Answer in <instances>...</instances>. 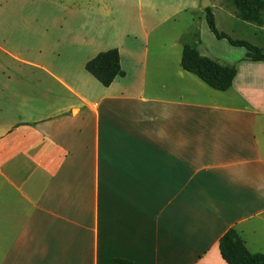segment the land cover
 <instances>
[{"label": "crops", "instance_id": "1", "mask_svg": "<svg viewBox=\"0 0 264 264\" xmlns=\"http://www.w3.org/2000/svg\"><path fill=\"white\" fill-rule=\"evenodd\" d=\"M139 18L51 61L0 45V264H226L229 229L264 255V62L214 90L182 69L186 35ZM110 49L103 87L84 66Z\"/></svg>", "mask_w": 264, "mask_h": 264}, {"label": "rangeland", "instance_id": "2", "mask_svg": "<svg viewBox=\"0 0 264 264\" xmlns=\"http://www.w3.org/2000/svg\"><path fill=\"white\" fill-rule=\"evenodd\" d=\"M210 3L219 32L232 40L264 45V10L263 25L258 26L237 17L233 0H210ZM204 11L201 0H142L141 9L125 0H0V45L42 47L51 61L62 45H79L85 39L96 50L101 47L98 37L118 40L124 31H139L142 13L149 29L164 22L158 33L166 39L165 46L169 38L179 33L186 35L185 41L200 53L221 64L233 65L243 60L244 48L233 47L225 39L217 40L210 33ZM259 27H263L262 31ZM156 38L159 37L149 39L150 52L162 50Z\"/></svg>", "mask_w": 264, "mask_h": 264}, {"label": "trees", "instance_id": "3", "mask_svg": "<svg viewBox=\"0 0 264 264\" xmlns=\"http://www.w3.org/2000/svg\"><path fill=\"white\" fill-rule=\"evenodd\" d=\"M237 17L250 24L262 26L264 0H233ZM205 21L210 33L217 40L225 39L233 47L246 50V59L251 62H264L262 50L245 41L232 40L227 34L219 32L214 23L210 8L205 9ZM181 67L197 76L206 85L217 91H226L236 75L233 65H225L200 53L191 43L184 42ZM85 70L103 87H108L114 79L122 75L117 49L99 52L86 62ZM218 250L226 264H264L263 254L249 253L242 239L234 229L226 231L219 240ZM110 264H136L128 260L113 259Z\"/></svg>", "mask_w": 264, "mask_h": 264}, {"label": "water", "instance_id": "4", "mask_svg": "<svg viewBox=\"0 0 264 264\" xmlns=\"http://www.w3.org/2000/svg\"><path fill=\"white\" fill-rule=\"evenodd\" d=\"M210 0H201V7L203 8V9H207V8H209L210 7Z\"/></svg>", "mask_w": 264, "mask_h": 264}]
</instances>
